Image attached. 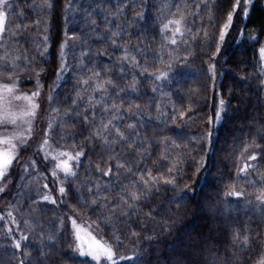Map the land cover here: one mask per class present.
<instances>
[{
  "label": "trees",
  "instance_id": "1",
  "mask_svg": "<svg viewBox=\"0 0 264 264\" xmlns=\"http://www.w3.org/2000/svg\"><path fill=\"white\" fill-rule=\"evenodd\" d=\"M242 1L173 0L186 4L175 44L158 32L160 0L50 1V46L34 65L82 154L50 203L55 216L33 201V238L0 222V264H98L76 250L79 219L114 247L116 264L264 262V0L246 17ZM68 33L75 66L60 79ZM73 86L88 89L84 102Z\"/></svg>",
  "mask_w": 264,
  "mask_h": 264
},
{
  "label": "rangeland",
  "instance_id": "2",
  "mask_svg": "<svg viewBox=\"0 0 264 264\" xmlns=\"http://www.w3.org/2000/svg\"><path fill=\"white\" fill-rule=\"evenodd\" d=\"M51 0H8L7 4L0 11H4L6 15V31L0 36V115L3 114V108L6 104L10 113L20 114L25 110L27 101L24 99H15L19 95L32 96L33 93H39L33 98V102L38 105L35 110L34 117H29L28 122L17 120L16 124L0 123V139L21 135L22 139L15 140L17 145V155L13 160L11 167L8 169L6 176L0 179V222L6 223V219H11L18 227V232L22 237L35 236L34 220L39 211L32 210L33 201L46 205L49 216H55L57 210L51 204H55L56 195H60V188L65 189L74 175H65L57 165L62 161L67 160V157L60 156V153L66 152L75 157L80 151L76 148V142L72 130L68 125L67 118L62 112L57 102V95L53 91H47L42 82L41 69L37 68L34 63L37 57H44L49 50V22L50 7L48 6ZM105 1V0H102ZM135 1V0H133ZM148 2L149 0H143ZM158 8L159 26L158 32L163 31V39L171 41L172 38L179 37V34L173 36L174 25H170L173 30H164V25L170 20L183 17L181 29L186 27L185 9L186 4H176L173 0H160ZM203 1V0H198ZM252 0H243L241 2V11L248 13ZM23 2L24 8L19 9V3ZM142 2V0H141ZM159 2V0H158ZM98 8L95 9L98 10ZM180 10L181 12H179ZM181 14V15H179ZM234 17L224 31V40L227 42L229 35L233 29ZM69 40L65 43L62 50V67L67 73L60 74V79L64 76L71 75V67H74L73 39H77V34L68 33ZM67 35V36H68ZM226 47V46H225ZM174 49L171 48L170 53ZM227 51V50H226ZM36 55V56H35ZM44 59V58H43ZM215 73L214 84L218 78V72L213 65ZM82 83V82H81ZM58 84L53 87L56 91L60 87ZM8 85L13 87L12 93H5L3 86ZM75 86L71 89V93L77 100L83 101L84 95L88 91L87 88L77 89ZM218 98L216 106L215 121L217 124L220 121V114L223 109ZM31 127V132L27 128ZM23 137H26L24 139ZM47 144H44V141ZM4 145H0L2 150ZM81 156V155H80ZM78 159L68 161L71 169L76 173ZM56 157V159H53ZM252 155L246 158L245 168L252 162ZM55 173V175L53 174ZM17 180H14L16 179ZM49 197L45 200V197ZM52 201H55L54 203ZM38 206V205H37ZM44 208V206H42ZM17 215L19 217L17 218ZM8 217V218H7ZM17 218V219H16ZM75 238L76 250L77 245H81L87 252L89 245H94L95 242H100L111 246L114 252V260L116 256L115 249L112 245L104 241L95 227L91 224H86L82 220L75 221ZM8 231L11 232V227L7 224ZM31 234V235H30ZM45 233L43 234V237ZM47 235V234H46ZM79 237V239H78ZM26 239V240H27ZM25 240V241H26ZM94 260L89 255H84ZM96 261V260H94ZM98 264L102 262L111 263L104 257H101Z\"/></svg>",
  "mask_w": 264,
  "mask_h": 264
},
{
  "label": "snow or ice",
  "instance_id": "3",
  "mask_svg": "<svg viewBox=\"0 0 264 264\" xmlns=\"http://www.w3.org/2000/svg\"><path fill=\"white\" fill-rule=\"evenodd\" d=\"M8 0H0V9H3L4 6L7 4ZM247 2V0H246ZM240 5V0H236V4L235 7H239ZM50 7V3L48 5ZM242 14L246 17L247 16V12L242 10ZM6 15L4 11H0V36H2L5 31H6ZM233 17L231 14H229L227 16V21L228 24H225V29L227 27H229L231 21H232ZM183 21V17L181 16L179 19H175V20H170L168 22V24L164 25V30H173L170 28V25H174V30H173V36H175L176 34H180L182 35L183 33L181 32V24ZM224 38V34L222 33L220 36V39L223 40ZM171 43L175 44L176 40L175 38L171 39L170 41ZM262 55H264V49L261 50ZM167 74L166 73H162L161 76H158L157 79H161L163 77H165ZM3 91L5 93H12L14 91L13 87H9L8 85H4L3 86ZM39 93H33L32 96H24L21 97L19 95L15 96V99H24L27 101L26 103V107L25 110L20 113V114H14V113H10L7 109V106L5 104L4 108H3V114L0 115V123H11L13 125L16 124L17 120H21L24 121L25 123L28 122V118L29 117H34L35 115V110L38 107L37 104H35L33 102V98L35 96H37ZM222 104V102H221ZM105 128H107V125H105ZM27 131L30 133L31 132V127L27 128ZM122 135V134H121ZM24 139H26V137H23ZM22 139L21 135H14L12 137H6L4 139H0V145H4L6 147H4L2 150H0V179H3L7 172L8 169L11 167L13 160L16 158L17 155V145L16 143H14L15 140H20ZM44 144H47V141H44ZM82 153H76L75 157H73L71 154L66 153V152H62L60 153V156H64L67 157V160L62 161L61 163H59L57 165V167L63 171L65 173V175H75V173L72 171L71 166L69 165L68 161L72 160V159H78L79 156ZM53 159H56V157H53ZM252 159H255V157L253 156ZM111 172V169L108 170V172H105V175L109 174ZM55 175V173H53ZM165 183H171V181L169 180H165ZM3 189L0 188V191H2ZM60 193L63 194L64 193V189L61 187L60 188ZM228 195H233V196H239L241 195L240 193L235 192L234 190L229 192ZM134 199H138L139 197H133ZM49 197H45V200H48ZM257 199H260L262 203H264V193H261L260 196L257 197ZM53 203L55 201H52ZM73 224H75V222L73 221ZM22 239L26 240L27 237H22ZM79 239V237H78ZM248 242V238L245 237L244 240L242 241V243L247 244ZM15 247L17 249L20 248V244L16 243ZM77 249L80 252L81 256L84 255H89L91 256L94 260L99 261L101 259V257H104L106 260L110 261L111 264H116V261L114 260V252L111 248V246L106 245V244H102L100 242H95L94 245H89V249L86 252L84 250V248L81 245H77ZM123 259V258H122ZM262 264H264V262H262Z\"/></svg>",
  "mask_w": 264,
  "mask_h": 264
}]
</instances>
